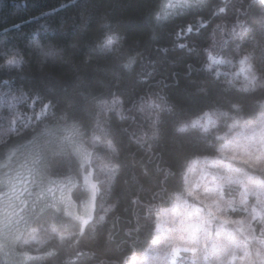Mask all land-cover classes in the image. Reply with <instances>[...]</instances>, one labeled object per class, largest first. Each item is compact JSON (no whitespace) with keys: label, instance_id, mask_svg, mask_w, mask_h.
Wrapping results in <instances>:
<instances>
[{"label":"clouds","instance_id":"1","mask_svg":"<svg viewBox=\"0 0 264 264\" xmlns=\"http://www.w3.org/2000/svg\"><path fill=\"white\" fill-rule=\"evenodd\" d=\"M58 3L47 0L34 29L0 45V264H241L214 243L237 255L251 249L243 264H264L256 255L264 252V239L245 243L240 232V222L257 236L264 231V195L252 182L264 184V48L258 46L264 0L183 7L197 21V10L227 15L231 7L232 22L216 24L204 48L206 69L227 66V87L178 116L159 93L126 107L118 88L75 72L70 49L79 37L65 36L67 18L59 11L44 10ZM165 4L150 6L147 20ZM128 6L83 0L76 15L85 10L84 28L95 23L96 31L81 64L106 57L115 69L131 71L132 54L119 31ZM109 29L118 41L112 49L103 47ZM229 41L233 58L208 59ZM246 55L250 69L240 63ZM73 212L91 214L87 235ZM174 245L181 246L175 256Z\"/></svg>","mask_w":264,"mask_h":264},{"label":"trees","instance_id":"2","mask_svg":"<svg viewBox=\"0 0 264 264\" xmlns=\"http://www.w3.org/2000/svg\"><path fill=\"white\" fill-rule=\"evenodd\" d=\"M125 2L129 6L124 18L110 19L113 22L121 20L119 31L126 36L125 47L132 55L139 53L130 72L115 69L106 57H95L91 65L81 64L83 51H88V37L96 31L95 23L85 29L87 20L76 15L77 10L83 7V0H59L55 6L44 9L49 13L59 11L60 16L67 18L64 22L65 36L69 39L79 37L72 40L75 48L70 49L75 72L85 76L92 74L93 78L99 75L105 88H118L125 93L126 107H131L134 101L138 103L141 96L159 93L165 102L175 105L177 116L195 109L201 101L218 95L227 87L224 75L228 71L227 66L214 64L212 69H206L204 64L208 61L204 48L212 43L211 34L216 24L224 23L226 28L231 27V7L227 15H212L207 7L197 10L201 17L198 21L190 15V9H169L168 15L157 23L154 19L147 20L146 12L150 6H157L159 0ZM46 6L47 0H0V45L8 38L15 39L34 29L33 20L39 14L37 10ZM189 24L192 26L190 32L184 30ZM81 44L84 45L83 50H79ZM181 44L185 47H179ZM218 53V57L233 58L235 44L229 41L223 47L218 46ZM72 264H75V259Z\"/></svg>","mask_w":264,"mask_h":264},{"label":"snow or ice","instance_id":"3","mask_svg":"<svg viewBox=\"0 0 264 264\" xmlns=\"http://www.w3.org/2000/svg\"><path fill=\"white\" fill-rule=\"evenodd\" d=\"M184 6H203V5H202V0H166V4L163 7L159 8L154 13L153 19L157 23H159L161 20H163L168 15L169 9H179V8H183ZM217 10L223 11V8H218ZM80 17H81V19L86 21L87 20V12L85 10L81 9ZM16 27H18V25H16ZM184 30L190 32V31H192V26L189 24L186 26V28ZM231 35L235 37L238 35V33L233 29V31L231 32ZM114 36H116L115 31L112 29H109L108 34L104 40L103 47H105L107 49H112L114 44H118V41L113 39ZM221 43H224V41H221ZM258 46L264 48V42H258ZM179 47L184 48L185 45L181 44V45H179ZM117 50H119V49H117ZM254 50L255 49H253V51ZM165 51H166V49H165ZM137 55H139V53H137L136 55H130L128 58V64H134L136 61ZM208 59L212 62H217V61L222 60L223 58L222 57L209 56ZM247 61H248V56L246 55V56L241 58L240 63L242 65V67H247L250 69L252 67V65L250 63H247ZM9 62L15 63V58L10 59ZM207 66L211 67L212 65L208 64ZM254 79H255V77H253V80ZM199 91H204V90L199 89ZM165 104L167 105V102H165ZM261 123L264 124V121H262ZM192 124L193 125L199 124V120H193ZM205 129H207V125H205ZM109 147H111V145H109ZM108 171H109V173L111 172V170H108ZM249 179L252 180L251 177H249ZM252 182L255 185L256 194L257 195H264V184L257 183L254 180ZM89 188H90V190L94 196V194L97 190L96 184L94 182L90 181L89 182ZM64 207H65V212H67L68 211V203L67 202H64ZM229 207H231V205H229ZM72 215H73L74 219L79 222L81 232L84 233L85 235H87L89 232L88 225H89V221L91 219V214L90 213L84 214V213L73 212ZM255 215H256V213L254 212L253 219L255 218ZM164 218H165V214H162L159 217V220L161 222H163ZM221 218L226 219L224 217H221ZM240 232H241L242 236L244 237L245 243L264 239V231H261L259 236H257L255 234V229H253L250 224L246 225L243 222H240ZM71 236H72V234H68L67 238L71 239ZM61 239L63 240V239H65V237L62 236ZM230 239L232 240V243L234 246H239V242L236 241L234 237H231ZM82 240H83V236H81L80 239L75 240L74 242L77 244V246H79ZM205 247H207V245H205ZM212 247L214 249H218V250L222 249L223 252L228 256V259L230 261L239 259L241 261V264H243V261L248 258L250 251H251V249H245L242 254L237 255L235 252L230 250L228 247L222 246V244L214 243L212 245ZM180 248H181L180 245H174L172 247L171 252H172L173 256H175L176 254H178L180 252ZM190 250L195 252V249H190ZM81 251H83V250H81ZM256 255L258 257H260L262 262H264V252H261L259 249H256Z\"/></svg>","mask_w":264,"mask_h":264}]
</instances>
